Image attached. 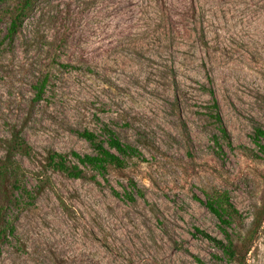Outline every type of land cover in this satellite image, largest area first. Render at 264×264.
<instances>
[{"label":"rangeland","instance_id":"374dc122","mask_svg":"<svg viewBox=\"0 0 264 264\" xmlns=\"http://www.w3.org/2000/svg\"><path fill=\"white\" fill-rule=\"evenodd\" d=\"M25 1L0 0V160L26 142L13 161L33 200L7 206L0 189L14 228L0 264H264V0ZM104 129L140 156L80 179L48 166L92 155L77 133ZM222 193L234 259L195 231L226 242L197 200Z\"/></svg>","mask_w":264,"mask_h":264},{"label":"trees","instance_id":"16d2710c","mask_svg":"<svg viewBox=\"0 0 264 264\" xmlns=\"http://www.w3.org/2000/svg\"><path fill=\"white\" fill-rule=\"evenodd\" d=\"M24 4L25 5H23V8L27 7L29 1L26 0ZM18 17H16L11 22L10 28L8 30V35L11 37L16 32V22ZM45 83L46 81H42L37 87V99L40 98L41 94L43 93ZM209 95L211 96L213 102L212 109L217 111L214 113V115H212V117L219 125L218 130L221 138L227 141V144L230 145L229 133L223 127L222 118L218 112L217 100L214 97L212 91L209 92ZM103 132L107 136L106 141L101 140L97 135L87 130L77 133L78 137L89 143L93 150L92 155H79L76 152H70L69 154L50 152L47 157L48 166L54 171L63 173L68 178L80 179L83 177L82 168L89 167L97 174L103 175L107 171L108 166L123 168L126 158L140 156V153L136 147L129 144H123L110 130L104 129ZM253 142L258 150L264 154L263 129H255ZM215 144L220 148L216 138ZM29 150V146L26 144V142L21 138H18L16 135L9 142V146L7 147V155L3 160H0V189L3 188L2 196L6 202L5 205L7 206L19 204L23 197L33 200V196L27 190V188L20 184V178L18 176L19 168L16 167L15 162L13 161V156L15 153L28 156ZM70 158L75 162H72ZM92 178L94 179L95 177ZM8 186H10V188H7ZM130 186L135 191L137 196H143L142 192L136 189L134 184H131ZM14 192H18L19 194L15 196ZM111 192L116 197H120L118 192L113 190ZM123 198L129 202H135L136 200L133 196V192H125L123 194ZM197 200H199V202L202 203L207 208V210L216 217L225 236L226 242L224 243L223 241L211 238L209 235L205 234L199 229L195 230L196 233L204 236V238L214 243L221 250L225 257L228 259H234L236 251L233 241L229 236L228 229L231 227L234 217L239 215L238 210L231 203L227 193L219 194L216 198L207 199L206 201H202L200 199ZM13 230V226L5 217L4 206L0 205V239L6 238V234H12Z\"/></svg>","mask_w":264,"mask_h":264}]
</instances>
